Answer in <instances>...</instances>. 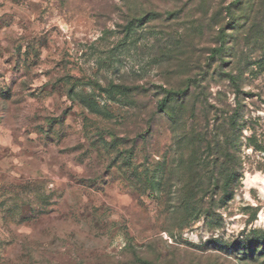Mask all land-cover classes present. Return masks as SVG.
I'll return each instance as SVG.
<instances>
[{
  "label": "rangeland",
  "instance_id": "374dc122",
  "mask_svg": "<svg viewBox=\"0 0 264 264\" xmlns=\"http://www.w3.org/2000/svg\"><path fill=\"white\" fill-rule=\"evenodd\" d=\"M0 264H264V0H0Z\"/></svg>",
  "mask_w": 264,
  "mask_h": 264
},
{
  "label": "trees",
  "instance_id": "16d2710c",
  "mask_svg": "<svg viewBox=\"0 0 264 264\" xmlns=\"http://www.w3.org/2000/svg\"><path fill=\"white\" fill-rule=\"evenodd\" d=\"M236 3H237V1H236ZM243 4H244V1H240V3L237 6H241ZM230 8H231V6H230ZM230 8L228 10H230ZM168 101H169V97L168 96L163 97V99L159 103V108L163 109L165 107V105L168 103Z\"/></svg>",
  "mask_w": 264,
  "mask_h": 264
}]
</instances>
